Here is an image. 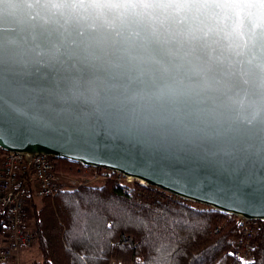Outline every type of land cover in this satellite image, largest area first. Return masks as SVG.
Wrapping results in <instances>:
<instances>
[{
  "label": "water",
  "instance_id": "1",
  "mask_svg": "<svg viewBox=\"0 0 264 264\" xmlns=\"http://www.w3.org/2000/svg\"><path fill=\"white\" fill-rule=\"evenodd\" d=\"M0 150L264 222V0H0Z\"/></svg>",
  "mask_w": 264,
  "mask_h": 264
},
{
  "label": "trees",
  "instance_id": "2",
  "mask_svg": "<svg viewBox=\"0 0 264 264\" xmlns=\"http://www.w3.org/2000/svg\"><path fill=\"white\" fill-rule=\"evenodd\" d=\"M56 160L62 174L83 167ZM30 200L41 257L33 264H264V228L252 258L239 260L233 250L241 229L233 216L155 187L122 185L112 172L101 185ZM6 229L0 215V236ZM123 237L134 246L124 245Z\"/></svg>",
  "mask_w": 264,
  "mask_h": 264
},
{
  "label": "built area",
  "instance_id": "3",
  "mask_svg": "<svg viewBox=\"0 0 264 264\" xmlns=\"http://www.w3.org/2000/svg\"><path fill=\"white\" fill-rule=\"evenodd\" d=\"M56 159L53 155L40 154L27 162L20 153L0 151V215L6 216L7 227L6 232L0 236V264H18L22 252L32 247L37 239L36 231L30 229L26 222L31 209L28 206L31 196H54L59 192L92 185L107 180L109 172H112L104 168L83 166L84 171L91 172L92 178L77 185L80 178L75 180L57 172ZM112 174L116 175V181L122 185L129 186L133 181L120 173ZM233 217L241 229L233 256L248 261L254 254L255 240L264 228V222ZM123 244L134 246L128 237H123ZM112 264L124 263L115 261Z\"/></svg>",
  "mask_w": 264,
  "mask_h": 264
},
{
  "label": "rangeland",
  "instance_id": "4",
  "mask_svg": "<svg viewBox=\"0 0 264 264\" xmlns=\"http://www.w3.org/2000/svg\"><path fill=\"white\" fill-rule=\"evenodd\" d=\"M74 172H71V173H65L63 172L64 175H67L69 176V178H72V179H75L77 180V178H80L78 181H77V185H79L80 183H83L86 181V179H91L92 178V175H91V172H88V170L84 171L83 168L79 167V166H76L73 168ZM102 174V171L100 172ZM104 181H99L98 183H94V184H98V185H101ZM136 181L133 180L132 183H130V185H133L135 184ZM129 185V186H130ZM86 186V185H84ZM84 186H80V187H84ZM40 204V202H39ZM195 206L197 207H201V208H204L205 206H201V205H197V204H194ZM30 208H31V202H30V205H28ZM32 209V208H31ZM30 209V213H29V216H28V219H27V225L30 229H33V223H32V210ZM40 253L37 249V246H35V244L28 248L27 250H25L23 252V254H21V257L19 259V263L18 264H33L34 261L40 259ZM113 263V262H112Z\"/></svg>",
  "mask_w": 264,
  "mask_h": 264
},
{
  "label": "crops",
  "instance_id": "5",
  "mask_svg": "<svg viewBox=\"0 0 264 264\" xmlns=\"http://www.w3.org/2000/svg\"><path fill=\"white\" fill-rule=\"evenodd\" d=\"M24 252V251H23ZM23 252H22V254H23Z\"/></svg>",
  "mask_w": 264,
  "mask_h": 264
},
{
  "label": "bare ground",
  "instance_id": "6",
  "mask_svg": "<svg viewBox=\"0 0 264 264\" xmlns=\"http://www.w3.org/2000/svg\"><path fill=\"white\" fill-rule=\"evenodd\" d=\"M3 235V234H2Z\"/></svg>",
  "mask_w": 264,
  "mask_h": 264
}]
</instances>
